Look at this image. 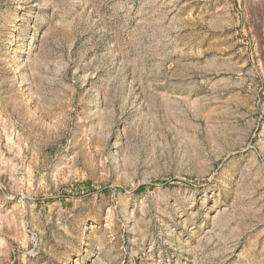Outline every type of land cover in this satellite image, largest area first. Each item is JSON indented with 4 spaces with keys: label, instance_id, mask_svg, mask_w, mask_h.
Instances as JSON below:
<instances>
[{
    "label": "rangeland",
    "instance_id": "374dc122",
    "mask_svg": "<svg viewBox=\"0 0 264 264\" xmlns=\"http://www.w3.org/2000/svg\"><path fill=\"white\" fill-rule=\"evenodd\" d=\"M0 264H264L263 0H0Z\"/></svg>",
    "mask_w": 264,
    "mask_h": 264
},
{
    "label": "crops",
    "instance_id": "0c3cea01",
    "mask_svg": "<svg viewBox=\"0 0 264 264\" xmlns=\"http://www.w3.org/2000/svg\"><path fill=\"white\" fill-rule=\"evenodd\" d=\"M263 6H264V0H263Z\"/></svg>",
    "mask_w": 264,
    "mask_h": 264
}]
</instances>
